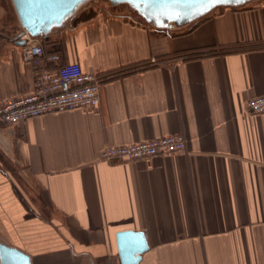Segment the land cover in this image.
I'll use <instances>...</instances> for the list:
<instances>
[{
	"label": "crops",
	"instance_id": "1",
	"mask_svg": "<svg viewBox=\"0 0 264 264\" xmlns=\"http://www.w3.org/2000/svg\"><path fill=\"white\" fill-rule=\"evenodd\" d=\"M87 5L39 40L107 78L100 107L0 123V244L32 264H121L117 234L134 231L148 243L140 264H264V115L247 110L264 96V2L163 29ZM11 14L0 104L34 88ZM176 134L184 152L100 158Z\"/></svg>",
	"mask_w": 264,
	"mask_h": 264
},
{
	"label": "built area",
	"instance_id": "2",
	"mask_svg": "<svg viewBox=\"0 0 264 264\" xmlns=\"http://www.w3.org/2000/svg\"><path fill=\"white\" fill-rule=\"evenodd\" d=\"M22 33L21 40L26 42L22 46L23 58L35 69L34 88L27 95L0 104L1 124L17 126L55 112L99 109L101 87L106 77L84 72L78 63L63 64L58 53H46L39 38L31 37L24 29ZM247 110L255 115H264V96L249 100ZM185 149V136L176 134L129 145L109 146L102 150L100 158L108 163L140 161L171 156Z\"/></svg>",
	"mask_w": 264,
	"mask_h": 264
},
{
	"label": "water",
	"instance_id": "3",
	"mask_svg": "<svg viewBox=\"0 0 264 264\" xmlns=\"http://www.w3.org/2000/svg\"><path fill=\"white\" fill-rule=\"evenodd\" d=\"M95 0H12L24 31L34 38L63 25L87 3ZM112 5L127 3L145 22L157 28H168L204 18L219 6L240 4L245 0H110ZM24 33L15 38L22 46ZM118 257L121 264H140L148 250L144 232L124 231L117 234ZM1 264H32L21 250L0 244Z\"/></svg>",
	"mask_w": 264,
	"mask_h": 264
},
{
	"label": "rangeland",
	"instance_id": "4",
	"mask_svg": "<svg viewBox=\"0 0 264 264\" xmlns=\"http://www.w3.org/2000/svg\"><path fill=\"white\" fill-rule=\"evenodd\" d=\"M261 2H264V0H245V2H240V4L232 3L227 6H219L217 8H223V7H247L252 6L255 4H260ZM87 5L88 10L91 12L88 13V16H98V15H106V11H112V15L114 16H120V17H127L134 19L139 22H145V20L133 9L130 8V6L125 3L124 5H112L110 0H95L91 1ZM11 8V10H9ZM14 10V6L12 3V0H0V17L3 18V21L5 23L10 21V17L12 16L11 12Z\"/></svg>",
	"mask_w": 264,
	"mask_h": 264
}]
</instances>
